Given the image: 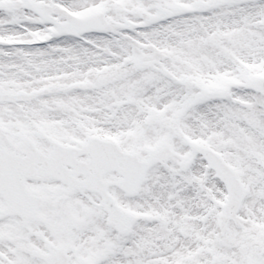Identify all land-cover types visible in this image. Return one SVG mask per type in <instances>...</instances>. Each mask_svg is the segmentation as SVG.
<instances>
[{
  "label": "snow or ice",
  "instance_id": "obj_1",
  "mask_svg": "<svg viewBox=\"0 0 264 264\" xmlns=\"http://www.w3.org/2000/svg\"><path fill=\"white\" fill-rule=\"evenodd\" d=\"M0 264H264V0H0Z\"/></svg>",
  "mask_w": 264,
  "mask_h": 264
}]
</instances>
